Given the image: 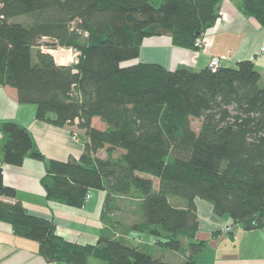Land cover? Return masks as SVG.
I'll return each mask as SVG.
<instances>
[{
  "label": "trees",
  "instance_id": "trees-1",
  "mask_svg": "<svg viewBox=\"0 0 264 264\" xmlns=\"http://www.w3.org/2000/svg\"><path fill=\"white\" fill-rule=\"evenodd\" d=\"M220 1L0 0V86L33 104L37 120L75 126L87 137L78 159L47 160L24 127L3 121L2 163L43 162L48 198L70 206L81 207L89 189L105 191L106 206L112 196L140 198L143 222L132 229L151 239L152 252L185 256L181 264H196L193 255L204 246L196 239L195 199L236 227L263 229L264 83L253 62L171 71L153 63L126 65L147 37L167 35L172 45L196 50ZM240 1L264 24V0ZM43 38L50 40L47 48L79 51L78 62L57 65L41 50ZM93 118L105 129L94 127ZM100 150L107 157H96ZM2 163L0 197L15 199L2 181ZM0 221L36 242L48 262L172 264L104 235L94 245L69 243L51 220L29 214L17 200H0Z\"/></svg>",
  "mask_w": 264,
  "mask_h": 264
},
{
  "label": "crops",
  "instance_id": "crops-1",
  "mask_svg": "<svg viewBox=\"0 0 264 264\" xmlns=\"http://www.w3.org/2000/svg\"><path fill=\"white\" fill-rule=\"evenodd\" d=\"M203 34L205 48L198 51L172 45L167 35L144 38L138 57L126 65L153 63L168 71L181 66L199 70L208 67L212 56L218 57L224 67H235L238 62L249 60L264 83V24L247 15L240 0H221L216 18ZM35 110L33 104L18 101L14 88L0 86V122L13 121L24 127L47 160L78 159L87 141L84 133L72 125L56 126L37 120ZM92 125L105 129L98 118L92 119ZM114 154L113 158L116 157ZM96 157L104 158L107 154L100 150ZM44 175L43 162L30 157H25L19 166L2 163V181L15 190V199L0 197V200H17L29 214L51 220L56 235L69 243L94 245L101 235L114 238L113 234H118L123 226L122 229L126 227L129 232L118 240L129 247L151 249V239L132 229L134 224L143 222L138 207L140 198L112 196L106 206V192L89 189V198L81 207H74L48 198L41 184ZM157 186L158 181L153 179L154 190ZM194 204L198 217L196 239L204 241V246L193 255L196 264H264V228L243 230L234 226L230 219L216 216L208 202L195 199ZM114 214L119 216L115 222ZM227 227L232 231L226 232ZM183 244L185 248V240ZM37 247L36 242L13 234L11 226L0 221V264H62L46 261L37 253ZM154 252L172 264H181L185 260L179 252L156 248ZM90 259L88 264H100Z\"/></svg>",
  "mask_w": 264,
  "mask_h": 264
},
{
  "label": "rangeland",
  "instance_id": "rangeland-1",
  "mask_svg": "<svg viewBox=\"0 0 264 264\" xmlns=\"http://www.w3.org/2000/svg\"><path fill=\"white\" fill-rule=\"evenodd\" d=\"M14 21H17V22H21V23H28L29 21H28V19L27 18H23V17H17V18H14ZM24 24V25H25ZM41 44H43L40 48H41V50H43L44 52H47V53H49V54H51L52 56H53V58H54V61H55V63L57 64V65H61V66H70V65H74V64H76V63H74V62H71L70 61V57L73 59V61L75 60V57H76V55H75V53L73 52V50H72V53H70V55H69V52H67L68 51V48H59V50H64L63 52H65L66 54H67V57H66V59H64V57L61 59V57L59 56L60 54H61V52H57V53H51V52H48L47 50L48 49H51V48H47L45 45H44V43H48V42H50V40L48 39V38H43V39H41ZM34 50H36V48L34 49ZM56 54V55H55ZM64 54V53H63ZM78 55V54H77ZM56 56V57H55ZM79 56V55H78ZM77 56V57H78ZM61 59V60H60ZM191 126H192V128L193 129H197V127L199 126V121L198 120H193L192 121V123H191ZM114 156H117V154H114ZM122 216V215H121ZM118 215L117 214H114L113 215V221L115 222L117 219H118ZM121 221V220H120ZM122 228H123V226H122ZM119 229L118 231H119V233L118 234H113L115 237L114 238H122V237H124V235L125 234H127L129 231H128V229L125 227L124 229ZM227 228H229L230 230H226L225 229V231L226 232H229V231H232V229L230 228V227H227ZM125 238H127V236L125 237ZM124 238V239H125ZM119 241H121V240H119ZM184 241V240H183ZM183 241H182V246H184V244H183ZM147 243H148V241H147ZM185 246H186V244H185ZM131 247V246H130ZM152 247V246H151ZM153 248V247H152ZM140 251H146L147 253H149L150 255H153V253L154 252H152L153 250L152 249H149V248H140L139 249ZM155 250V249H154ZM163 256H164V254H162ZM181 256V255H180ZM89 260V259H88ZM90 260H93L94 262H99L98 260H95V259H93V258H91ZM92 261V262H93ZM100 263V262H99ZM93 264V263H92Z\"/></svg>",
  "mask_w": 264,
  "mask_h": 264
},
{
  "label": "built area",
  "instance_id": "built-area-1",
  "mask_svg": "<svg viewBox=\"0 0 264 264\" xmlns=\"http://www.w3.org/2000/svg\"><path fill=\"white\" fill-rule=\"evenodd\" d=\"M205 38H204V34L202 33L201 35H200V37L195 41V44H194V46L196 47V51H198V50H200V49H202V48H205ZM72 50H73V52L75 53V55H76V57H75V60L73 61V59L70 57V61L71 62H74V63H77L78 62V55H80V52L79 51H77L76 49H74V48H68V51L67 52H69V55H70V53H72ZM48 52H51V53H53V52H61V54L59 55L60 57H61V59L64 57V59H66V57H67V54L65 53V52H63L64 50L62 49V50H59V48H55V49H48L47 50ZM64 53V54H63ZM78 54V55H77ZM60 59V60H61ZM221 65V63H220V59L218 58V57H215V56H212L210 59H209V63H208V66H209V68H211V69H216L217 67H219ZM72 139H74V140H77V137L76 136H72ZM0 140H1V133H0ZM89 198V194L87 193L86 195H85V199H88ZM226 230H230L229 228H226Z\"/></svg>",
  "mask_w": 264,
  "mask_h": 264
},
{
  "label": "bare ground",
  "instance_id": "bare-ground-1",
  "mask_svg": "<svg viewBox=\"0 0 264 264\" xmlns=\"http://www.w3.org/2000/svg\"><path fill=\"white\" fill-rule=\"evenodd\" d=\"M54 53H57V52H54ZM56 55V54H55ZM56 57V56H55Z\"/></svg>",
  "mask_w": 264,
  "mask_h": 264
},
{
  "label": "water",
  "instance_id": "water-1",
  "mask_svg": "<svg viewBox=\"0 0 264 264\" xmlns=\"http://www.w3.org/2000/svg\"><path fill=\"white\" fill-rule=\"evenodd\" d=\"M198 36H199V34H198Z\"/></svg>",
  "mask_w": 264,
  "mask_h": 264
}]
</instances>
